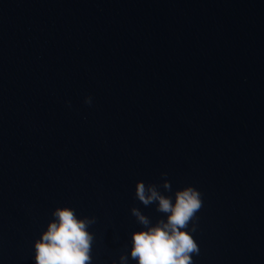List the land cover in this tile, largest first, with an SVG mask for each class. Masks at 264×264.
Returning a JSON list of instances; mask_svg holds the SVG:
<instances>
[{"label":"water","instance_id":"obj_1","mask_svg":"<svg viewBox=\"0 0 264 264\" xmlns=\"http://www.w3.org/2000/svg\"><path fill=\"white\" fill-rule=\"evenodd\" d=\"M161 173L202 194L194 264H264V0H0V264L56 207L96 218L91 264H136Z\"/></svg>","mask_w":264,"mask_h":264},{"label":"clouds","instance_id":"obj_2","mask_svg":"<svg viewBox=\"0 0 264 264\" xmlns=\"http://www.w3.org/2000/svg\"><path fill=\"white\" fill-rule=\"evenodd\" d=\"M85 103L91 105L92 98ZM162 185L135 184L134 199L145 207L155 206L162 214L155 224L140 209L131 208V215L144 230L131 235L130 257L136 264H194L193 257L200 249L194 239L197 231V213L203 206L202 194L192 186L172 193V185L161 173ZM47 230L34 242L35 264H91L94 235L88 229L96 223L95 217L78 218L71 207H56ZM128 255H121L120 264H127Z\"/></svg>","mask_w":264,"mask_h":264}]
</instances>
